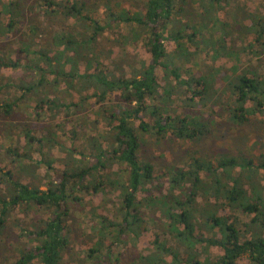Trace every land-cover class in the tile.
Listing matches in <instances>:
<instances>
[{"label":"trees","instance_id":"1","mask_svg":"<svg viewBox=\"0 0 264 264\" xmlns=\"http://www.w3.org/2000/svg\"><path fill=\"white\" fill-rule=\"evenodd\" d=\"M233 1L108 0L100 18L87 0H0V264H264V151L196 149L221 113L264 131V73L191 69L204 53L239 62L232 27L264 53V0L257 13L236 2L232 24L220 13ZM113 30L149 60L104 63ZM150 139L190 144L189 162L157 168ZM149 222V247L128 256Z\"/></svg>","mask_w":264,"mask_h":264},{"label":"rangeland","instance_id":"2","mask_svg":"<svg viewBox=\"0 0 264 264\" xmlns=\"http://www.w3.org/2000/svg\"><path fill=\"white\" fill-rule=\"evenodd\" d=\"M87 1L99 7L98 14H100V18H104L106 16L107 9L105 4L108 2V0H99V2H97L96 0ZM236 2L239 3L240 7L247 12L257 13L260 11V6L263 3V0L233 1L230 7H226L221 11L220 16L222 17L223 21L232 24L238 23L234 21L233 16L229 14L231 11L235 10L234 5L236 4ZM113 5L114 3L110 4V6ZM124 5L126 7H132L133 2L126 1ZM242 13L243 11H241V15L237 16V20H240L242 18ZM241 22H243L242 26L250 25V21L248 19L242 20ZM232 29V33L227 36L226 47L228 49L232 47L239 54V62L237 63L232 57H222L218 60H213L210 56H207L204 53L201 56L203 64L200 62L197 64H191V69L193 68L194 72H197L198 69L205 72L207 71V69H209V66L223 67L224 69L229 70L230 68H232L233 66H237L238 64L241 69L252 66L255 69H258L259 72L264 73V53L261 54V51L258 50L259 48L257 47L255 49L248 47V44L252 43L255 36L253 34L242 35L240 32V26L232 27ZM122 32H126V29ZM122 42L123 41L117 35V31L113 30L106 33L105 37L102 38V43L99 49L102 52L101 58L104 63L108 65L110 64L112 59H123L122 57L127 55H129V58L131 56L137 60L141 58L149 60V56L147 55L146 51L142 47H140V45H127L125 48H123V46L121 45ZM2 74L10 75L15 78H18L20 76V73H16L10 70H2ZM262 118V116H257L256 119L261 120ZM59 121L61 120L59 119ZM216 123L217 125L214 128L213 134L198 146H196V149L200 151L201 155L213 158L217 153L220 152H229L232 154L245 152V154H247L249 151H251L254 154H260L264 151V131L259 127L258 123H253L251 125L243 127H235L228 121V116L226 113H221V116L216 117ZM2 130L3 132L6 131L8 134H11V132L15 129L13 128V126H5L4 128H2ZM13 133H15V131ZM0 142H2V139H0ZM79 143L80 141L77 142V144ZM189 149H193L192 146L181 140H167L158 144L153 139H150L149 143L145 144L143 147V155L146 159L149 158L157 166V168L159 166L164 167L165 164H176L182 167L189 162L188 156L186 154ZM54 155L57 158H63L64 154L58 150H55ZM55 166H58V164H55ZM104 197L105 196L103 195H99L92 201L95 206H101L102 212H105L106 210L109 211L112 206V203L105 201L106 197ZM109 198L113 199L114 195L111 194ZM77 213L79 212L76 211V214ZM76 216L79 217V214ZM20 218L23 220L27 219L25 215H21ZM81 230L82 229L78 228V235L81 234ZM149 231L150 232H148L141 240L138 248L130 247L128 249V256L132 252L138 253L139 251L145 252L147 250V247H149L148 242L152 240L153 236L158 232V230L155 228V224H153L152 222H149ZM15 234L17 235L16 232ZM15 240L16 238L14 239L12 237L10 244H14ZM71 246V252L77 251L79 241L76 239V236L74 237V235ZM218 253L219 250H213L214 255ZM69 257L70 256L66 257V261L68 262L67 264H75V261H73V263L69 261Z\"/></svg>","mask_w":264,"mask_h":264}]
</instances>
